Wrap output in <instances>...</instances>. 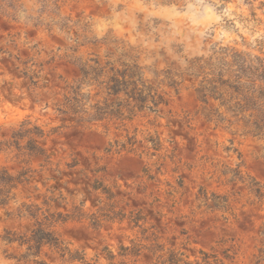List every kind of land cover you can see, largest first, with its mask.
<instances>
[{
  "label": "rangeland",
  "instance_id": "rangeland-1",
  "mask_svg": "<svg viewBox=\"0 0 264 264\" xmlns=\"http://www.w3.org/2000/svg\"><path fill=\"white\" fill-rule=\"evenodd\" d=\"M20 5L14 19L0 12V141L13 140L11 135L27 119L30 126L49 132L35 138L49 163L44 156L19 154L14 146L0 150V167L13 175L29 168L31 176L18 185L14 202L0 206V234L32 227L24 212L16 215L22 203L44 208L43 200L50 199L51 211L71 212L74 206L94 211L98 202H106L100 190L91 188L98 182L111 191L108 203L115 210L138 213V224L151 227L148 233L154 232L166 247L174 245L190 259L199 251L222 257L230 248L235 256L229 264H256L259 250H264V203L242 184L227 182L229 172L220 171L239 166L264 189V140L243 134L235 125L215 126L197 114L189 81L177 93L167 89V105L157 113L142 111L91 127L61 121L53 103L65 82L77 76L66 55L102 53L104 45L88 41L104 36L136 47L149 78L151 70L183 68L186 60L208 55L214 45L264 57V0H20ZM63 23L68 27L62 29ZM23 61L42 69L41 87L28 89L20 74ZM131 136L134 150L121 148ZM149 136L160 143L154 155L152 149L146 152ZM200 188L227 197L232 215L224 219L219 211L197 209ZM56 231L87 258L104 246L116 252L120 243L140 236L127 217L106 222L100 230L84 221H67ZM5 248L16 252L0 242V264H14L4 258ZM43 258L57 264L52 255ZM145 261L141 256L140 262Z\"/></svg>",
  "mask_w": 264,
  "mask_h": 264
},
{
  "label": "trees",
  "instance_id": "trees-1",
  "mask_svg": "<svg viewBox=\"0 0 264 264\" xmlns=\"http://www.w3.org/2000/svg\"><path fill=\"white\" fill-rule=\"evenodd\" d=\"M20 6V0H0V12L11 19L15 18ZM60 27L64 29L68 23ZM88 42L104 45V51L90 52L86 56L66 55L76 66L77 76L65 82L61 96L53 103L61 121L68 119L82 127H91L96 123L130 119L142 111L157 113L167 105V89L177 93L184 82L189 81L198 102L197 114L215 126L229 128L235 125L243 134L264 140L263 56L230 45H214L208 55L186 60L183 68L151 70L152 77L149 78L136 47L107 36ZM77 45L83 46L84 43ZM78 46L71 48L72 52H76ZM41 70L31 68L23 61L20 74L27 79V87L31 91L44 84H39ZM19 125V130L11 135L13 140L0 141V150L14 146L19 154L26 151L28 155L44 156L45 163H49L44 148L35 139L49 132L40 126H30L27 119ZM21 139H25L24 145H20ZM146 140L150 142L146 152L152 149L150 155H154L160 149L158 139L149 136ZM135 142L134 137H127L120 146L131 151ZM29 171L25 168L13 175L0 167V206L16 200V189L29 180ZM227 171L230 174L227 182L242 184L259 203H264V189L257 180L242 174L239 166L221 170L220 174L225 175ZM91 188L100 190L106 198L103 204L98 202L94 211H86L79 206H74L71 212L51 211L50 199L43 200L44 208L32 203L18 206L16 215L24 212L32 221V227L23 233L4 230L0 234V242L4 246L16 249L15 253L3 249L4 258L14 261V264H51L43 258L47 255L54 256L57 264H229L234 259L235 253H231L230 248L222 251V257L213 251H199L194 259H190L174 245L166 247L160 243L154 232L148 233L151 227H141L138 213L130 211L126 215L115 210L113 204L108 203L111 191L101 183H92ZM196 202L197 209L219 211L224 219L232 215L227 197L208 193L204 188L199 189ZM125 217L132 227L140 229V236L129 238L127 244L120 243L116 252L104 246L93 258H87L83 252L72 248L56 231L57 225L67 221H84L87 227L100 230L104 223L121 222ZM261 234L264 236V224ZM141 256L146 258L143 263L140 262ZM263 260L264 250L260 249L255 263L260 264Z\"/></svg>",
  "mask_w": 264,
  "mask_h": 264
}]
</instances>
